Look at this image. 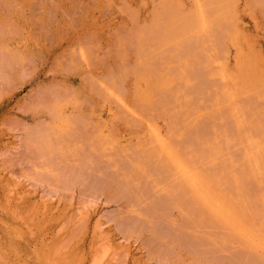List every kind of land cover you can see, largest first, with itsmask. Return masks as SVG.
Listing matches in <instances>:
<instances>
[{"label":"rangeland","instance_id":"rangeland-1","mask_svg":"<svg viewBox=\"0 0 264 264\" xmlns=\"http://www.w3.org/2000/svg\"><path fill=\"white\" fill-rule=\"evenodd\" d=\"M246 138L264 153V0H0V264H264L167 167L264 241Z\"/></svg>","mask_w":264,"mask_h":264},{"label":"bare ground","instance_id":"bare-ground-1","mask_svg":"<svg viewBox=\"0 0 264 264\" xmlns=\"http://www.w3.org/2000/svg\"><path fill=\"white\" fill-rule=\"evenodd\" d=\"M196 12H195V15L194 17L192 18V27L193 29L191 30H195L197 32H199L200 34L201 33H207V18L205 16V11L202 10V6H200L197 2V5H196ZM218 12V11H217ZM174 22V21H173ZM171 23V22H170ZM177 23V22H176ZM191 23V22H190ZM178 24V23H177ZM174 26V25H173ZM191 25H189L190 27ZM187 27V26H186ZM181 28V27H180ZM183 28V27H182ZM173 29V28H172ZM175 29V28H174ZM170 30V29H169ZM181 30V29H180ZM182 31V30H181ZM171 32V30H170ZM156 32H153V34H155ZM189 33V32H188ZM181 34V33H180ZM197 34V33H196ZM172 36V35H171ZM170 36V37H171ZM166 35H163L160 39H158L157 41L158 42H162V41H166ZM168 41V40H167ZM170 43V42H169ZM171 44V43H170ZM187 48H184V46L180 49L179 47V54L180 56L183 55V53H185V50L187 49V52H189V50L191 49V45L190 43H187ZM165 46H167L165 44ZM181 46V45H180ZM258 53V52H257ZM257 58H258V54L256 55ZM227 57V56H226ZM238 58H240L241 60L239 59H236V63L238 65V69L242 71V75H244V77H251L252 78V81L253 83H257L256 81V77H255V72L253 70V67L251 68H248V65L250 62L255 63L254 60L252 61H249V60H246L247 62V68L245 71L242 70L243 66H244V63H243V60H242V55L241 53H239L237 55ZM255 59V58H254ZM228 60V59H227ZM256 60V59H255ZM214 64V63H213ZM226 64V63H225ZM243 64V65H241ZM218 66V64L216 65ZM261 66V64H260ZM228 67V66H227ZM256 67V66H255ZM226 68V66L224 67ZM224 68L222 66L218 67V77H219V80L222 81L224 83V81L226 79H229L232 81L231 77L229 75H227L226 71L224 70ZM237 68V67H236ZM236 69V70H238ZM193 70V69H192ZM216 70V71H217ZM191 71V70H190ZM229 71H231V69H229ZM250 71L254 72V73H251ZM192 72V71H191ZM195 73V72H193ZM191 73V74H193ZM229 73V72H228ZM232 73V72H230ZM241 75V76H242ZM258 75V74H257ZM261 73L258 75L260 76ZM259 78V77H258ZM249 79V78H248ZM250 80V79H249ZM248 80H242L240 78V85L242 84H245L247 85V82ZM263 81V80H262ZM226 82V81H225ZM250 82V81H249ZM261 82V80H260ZM242 83V84H241ZM226 85V84H225ZM224 85V86H225ZM250 84H248V87H249ZM222 86V87H224ZM230 86V84H229ZM239 87V86H238ZM241 87V86H240ZM242 88V87H241ZM247 88V87H246ZM226 89V88H225ZM230 89V88H229ZM243 89V88H242ZM248 89V88H247ZM246 91V90H245ZM232 93V92H231ZM245 93V92H244ZM221 95L222 96H225L227 97L226 99H229V100H232V97L233 95H231L229 93V91H227V93L225 91H223V93L221 92ZM224 98V97H223ZM233 106V105H232ZM232 112V111H231ZM58 113V112H57ZM236 113V112H235ZM55 114V113H54ZM59 115V114H58ZM56 116V115H55ZM237 116V114L235 115V117ZM60 118V117H59ZM100 118V117H99ZM101 120V118H100ZM236 120V119H235ZM100 122V121H99ZM239 123V122H238ZM240 125V124H239ZM153 127H150L147 126L146 129L148 127L151 128V134L154 136L155 138V143L158 144V155H161L163 154V151L165 152L167 149H166V144L164 143L163 141V136L161 135L160 131L157 129V127L155 128L154 125H152ZM149 128V129H150ZM102 131L101 132H104L105 131V126H102L101 127ZM104 129V130H103ZM148 131V129H147ZM41 132V131H40ZM107 132V131H106ZM103 134H106V133H103ZM102 134V135H103ZM107 138V137H106ZM110 139V138H109ZM113 139V138H112ZM117 140V139H116ZM112 141V140H111ZM127 142V140H125ZM42 144H44V149L46 150L47 153H50V149H51V146L50 144L43 139V141H41ZM120 142V141H118ZM117 143V142H116ZM120 144V143H119ZM110 145V144H109ZM261 146V145H260ZM246 148L247 150L244 151V159L247 163V166L249 167V170L251 171V173L253 174L254 172L258 173L261 169H262V160L264 158V153H263V149L261 147H259L255 140H251L249 138H246ZM39 153L40 155H43V151H41V148L39 149ZM166 160H167V167L169 169H172L173 172H175V175H178L179 177H181V179L183 180V182H185V184L189 187V188H193L198 196L200 197L201 199V202H202V205L209 211V213L213 216H216V217H219V218H222L224 220H227L231 223V225L233 226V228L237 231H239L241 234L245 235L250 241L252 244L254 245H257L261 248L264 247V241L257 235L255 234L252 230L248 229L247 227L243 226L234 216V210H233V207L232 205H225L224 203V199L222 198H219V197H213L209 194V192L207 191V189L204 187V185L202 184L201 180L198 178V176L193 172V170L191 168H189L187 165H184L181 161H179L177 159V157H175L171 152H167V157H166ZM169 165H171V167H169ZM173 177V176H172ZM262 203H263V206H264V197L261 199ZM263 216H264V210H263ZM99 221V220H98ZM101 221V220H100ZM101 223V222H100ZM105 223V221H104ZM104 224H100L99 227H104L103 226ZM97 226V225H96ZM98 231H101V228L100 230ZM102 232V231H101ZM100 232V233H101ZM103 240V238H102ZM107 240H110V239H107ZM106 240V241H107ZM105 241V242H106ZM104 241H102L103 243ZM110 242V241H107V243ZM106 243V244H107ZM111 243V242H110ZM113 244V243H112ZM103 245V244H102ZM115 244H113L114 246ZM111 246V245H110ZM116 246V245H115ZM109 247V245H108ZM112 247V246H111ZM110 247V248H111ZM117 247V246H116ZM119 248V247H118ZM105 250V249H104ZM104 250L102 249L101 252H104ZM109 250V249H108ZM107 250V247H106V251ZM106 251L104 252L106 254ZM110 252V251H108ZM113 253V252H112ZM115 253V252H114ZM109 254V253H107ZM116 254V253H115ZM103 255V253H102ZM102 255H100V257H102ZM104 257V255H103ZM105 260H106V257H104ZM108 260V259H107Z\"/></svg>","mask_w":264,"mask_h":264}]
</instances>
